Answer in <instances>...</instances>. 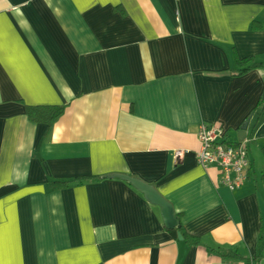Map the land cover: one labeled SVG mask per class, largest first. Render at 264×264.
Segmentation results:
<instances>
[{
	"label": "crops",
	"instance_id": "0c3cea01",
	"mask_svg": "<svg viewBox=\"0 0 264 264\" xmlns=\"http://www.w3.org/2000/svg\"><path fill=\"white\" fill-rule=\"evenodd\" d=\"M263 93L264 0H0V264H264V122L239 189L198 159L200 125L238 142Z\"/></svg>",
	"mask_w": 264,
	"mask_h": 264
},
{
	"label": "built area",
	"instance_id": "2783aa9c",
	"mask_svg": "<svg viewBox=\"0 0 264 264\" xmlns=\"http://www.w3.org/2000/svg\"><path fill=\"white\" fill-rule=\"evenodd\" d=\"M201 148L198 159L202 166L216 165L220 169L221 183L234 191L242 187L248 178L251 166L248 147L251 140L248 132L236 143H231L220 129L202 123L198 132ZM182 150L172 151V163L182 157Z\"/></svg>",
	"mask_w": 264,
	"mask_h": 264
},
{
	"label": "trees",
	"instance_id": "16d2710c",
	"mask_svg": "<svg viewBox=\"0 0 264 264\" xmlns=\"http://www.w3.org/2000/svg\"><path fill=\"white\" fill-rule=\"evenodd\" d=\"M235 64H236V69H235L234 74L237 76H242L246 74L247 72H249L250 70H252L253 68L259 67L261 65V63L257 61L254 57L236 58ZM63 109H64V106H58V107L53 108L49 126H52V124L61 116ZM263 122H264V93L262 97L260 98L257 108L250 115L249 125L246 131L248 132L251 139L254 138L257 128ZM78 179L83 180V179H86V177L82 176V177H78ZM178 229L179 231H181V233L183 234V236L189 243H193V244L199 243L200 241L199 238L188 234L183 229V226L181 224ZM173 231L176 233L178 232L177 229ZM220 252L225 257H237L238 256L236 252L229 251V250H221ZM256 252L257 253L253 257V260L259 262V260L264 257V226L259 235Z\"/></svg>",
	"mask_w": 264,
	"mask_h": 264
},
{
	"label": "water",
	"instance_id": "95a60500",
	"mask_svg": "<svg viewBox=\"0 0 264 264\" xmlns=\"http://www.w3.org/2000/svg\"><path fill=\"white\" fill-rule=\"evenodd\" d=\"M249 125V120L245 122L242 126V135L243 137L245 131ZM111 177L120 178L132 184L138 191H140L151 204L157 205L161 208V214L164 220V224L168 229H175L180 226L179 219L175 212L173 204L167 200L155 186L145 182L140 178H136L127 174H113ZM182 239L181 233L178 234Z\"/></svg>",
	"mask_w": 264,
	"mask_h": 264
},
{
	"label": "rangeland",
	"instance_id": "374dc122",
	"mask_svg": "<svg viewBox=\"0 0 264 264\" xmlns=\"http://www.w3.org/2000/svg\"><path fill=\"white\" fill-rule=\"evenodd\" d=\"M257 149V148H256Z\"/></svg>",
	"mask_w": 264,
	"mask_h": 264
}]
</instances>
